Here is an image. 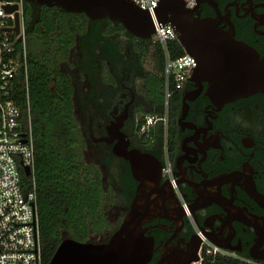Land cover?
I'll use <instances>...</instances> for the list:
<instances>
[{
    "label": "flooded vegetation",
    "instance_id": "obj_1",
    "mask_svg": "<svg viewBox=\"0 0 264 264\" xmlns=\"http://www.w3.org/2000/svg\"><path fill=\"white\" fill-rule=\"evenodd\" d=\"M199 13L200 20L217 22L223 36L246 44L264 58V0H202ZM89 20L85 32L75 33L69 50L75 64L70 73L76 93L73 102L86 141L83 151L92 146L99 152V167L115 190V202L123 205V218L138 182L129 162L113 153L117 141L103 140L106 127L127 115L121 131L129 137V150L152 154L163 169L166 149L172 165L176 189L171 185L173 194L167 195V205L160 211L172 220L156 217L144 225L157 249L149 264H156L169 249L176 250L181 261L200 260L205 242L234 253L238 260L264 257V201L249 193L253 188L264 196V91L219 104L207 95L209 83L202 82L180 122L183 98L196 89L188 81L178 117L172 126L168 118L164 136L150 145L137 134L138 123L150 112L162 111L155 106L161 94L143 92L142 68L133 50L137 37L112 32L108 18ZM253 261L264 264V260ZM195 263L204 261L190 264Z\"/></svg>",
    "mask_w": 264,
    "mask_h": 264
},
{
    "label": "trees",
    "instance_id": "obj_2",
    "mask_svg": "<svg viewBox=\"0 0 264 264\" xmlns=\"http://www.w3.org/2000/svg\"><path fill=\"white\" fill-rule=\"evenodd\" d=\"M28 60V90L30 118L34 132V178L41 230L43 263L49 264L64 238L81 242H96L95 238L111 228L107 207L115 202V190L106 186L99 164L87 162L83 149L86 141L73 98L76 95L71 69L75 64L69 58L75 42V33L88 28L89 18L84 13H66L57 6L39 7L25 1ZM110 22L112 32L129 36L123 25ZM117 23V25H111ZM134 38V36H132ZM133 50L142 72L140 78L149 96L161 94L155 110L149 116L165 112V54L160 44L151 39L137 38ZM167 48L173 59L185 54L178 41H170ZM148 66V67H147ZM172 85V84H171ZM173 87V86H172ZM182 92H175L168 105L172 126L180 113ZM13 99L22 110L25 126L28 124V102L24 69L15 77ZM147 118H140L137 134L155 144L164 136L163 126L141 132ZM25 127V128H26ZM22 179L31 187L32 177L22 172ZM204 264H247L223 256L207 257Z\"/></svg>",
    "mask_w": 264,
    "mask_h": 264
},
{
    "label": "water",
    "instance_id": "obj_3",
    "mask_svg": "<svg viewBox=\"0 0 264 264\" xmlns=\"http://www.w3.org/2000/svg\"><path fill=\"white\" fill-rule=\"evenodd\" d=\"M37 5L57 6L66 12L84 13L92 20L108 18L123 25L134 37L150 39L155 33L156 23L173 26L185 53L193 56L197 66L189 78L196 87L183 98V113H187L188 102L199 94L202 82H208L207 95L219 104L233 101L264 91V58L256 51L223 32L214 20H200V2L194 9L186 7L185 0H161L154 10V17L148 10L141 9L131 0H27ZM16 6H9V12ZM16 33H19V17L16 15ZM127 115L111 122L107 127L108 144L115 141L113 153L129 162L132 176L138 182L137 193L130 210L124 216L119 228L107 242H81L67 237L62 240L49 264H149L155 249V240L148 236L144 225L156 217L172 220L161 210L173 194L169 181L163 182L161 162L152 154L129 150V137L121 131ZM26 142V140H24ZM26 176L31 169L24 166ZM27 197L28 186L23 185ZM253 188L249 190L257 200L264 201ZM169 195V196H167ZM225 248L226 247H222ZM198 245L195 248V253ZM176 250L164 251L156 264H190L198 257L181 261ZM253 260L264 257L252 255Z\"/></svg>",
    "mask_w": 264,
    "mask_h": 264
},
{
    "label": "built area",
    "instance_id": "obj_4",
    "mask_svg": "<svg viewBox=\"0 0 264 264\" xmlns=\"http://www.w3.org/2000/svg\"><path fill=\"white\" fill-rule=\"evenodd\" d=\"M25 1L0 0V264H44L34 178L35 142L29 105V50L24 18ZM131 1L141 9L148 10L154 17V10L161 0ZM185 3L187 8L194 9L198 1L185 0ZM9 6L17 8L9 12ZM16 15L19 17L18 34L15 31ZM150 39L153 44H160L165 54V112L160 116L147 117L146 125L141 131L144 132L160 123L165 133L169 100L175 92L184 90L197 61L187 53L176 59L171 57L167 43L175 40L179 42V39L170 24L156 23L155 33ZM21 69H24L27 89V127L22 119V110L13 99L15 77ZM24 166L31 169V174L27 176L32 177L31 187L22 179ZM162 175L176 189L166 149ZM24 184L28 186L27 197L24 196ZM216 256L238 258L230 251L205 242L199 262ZM240 260L247 264H257L252 259Z\"/></svg>",
    "mask_w": 264,
    "mask_h": 264
},
{
    "label": "rangeland",
    "instance_id": "obj_5",
    "mask_svg": "<svg viewBox=\"0 0 264 264\" xmlns=\"http://www.w3.org/2000/svg\"><path fill=\"white\" fill-rule=\"evenodd\" d=\"M75 69V68H73ZM162 112V111H161ZM99 152L97 151V149L93 148L92 146L90 148H87L86 151H84V155L86 158L87 162H94L96 164L98 163V158L96 156H98ZM101 168V167H100ZM102 169V168H101ZM104 175V182L106 186H110V181H109V177L108 175ZM123 205L120 204V201L117 200V202H113L112 205L107 207V212L109 214L110 217V221H111V228L103 235V237H97L95 238L94 243H102L104 237H106V235L110 233V230H114L116 228H118V226L120 225V223L122 222L123 219V215H124V210H123ZM123 212V214H122Z\"/></svg>",
    "mask_w": 264,
    "mask_h": 264
}]
</instances>
